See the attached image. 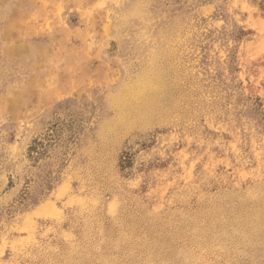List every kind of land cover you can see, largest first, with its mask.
<instances>
[{"label": "rangeland", "instance_id": "obj_1", "mask_svg": "<svg viewBox=\"0 0 264 264\" xmlns=\"http://www.w3.org/2000/svg\"><path fill=\"white\" fill-rule=\"evenodd\" d=\"M0 264H264V0H0Z\"/></svg>", "mask_w": 264, "mask_h": 264}]
</instances>
